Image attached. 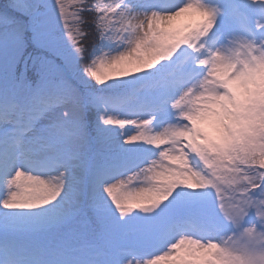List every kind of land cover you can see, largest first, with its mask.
I'll return each mask as SVG.
<instances>
[{"label":"snow or ice","instance_id":"obj_1","mask_svg":"<svg viewBox=\"0 0 264 264\" xmlns=\"http://www.w3.org/2000/svg\"><path fill=\"white\" fill-rule=\"evenodd\" d=\"M0 264H264V0H0Z\"/></svg>","mask_w":264,"mask_h":264}]
</instances>
